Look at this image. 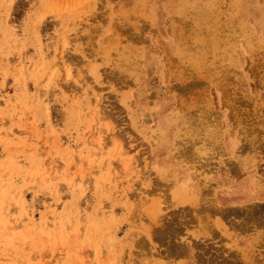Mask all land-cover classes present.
I'll use <instances>...</instances> for the list:
<instances>
[{"label": "rangeland", "instance_id": "1", "mask_svg": "<svg viewBox=\"0 0 264 264\" xmlns=\"http://www.w3.org/2000/svg\"><path fill=\"white\" fill-rule=\"evenodd\" d=\"M0 264H264V0H0Z\"/></svg>", "mask_w": 264, "mask_h": 264}, {"label": "bare ground", "instance_id": "2", "mask_svg": "<svg viewBox=\"0 0 264 264\" xmlns=\"http://www.w3.org/2000/svg\"><path fill=\"white\" fill-rule=\"evenodd\" d=\"M258 14H259V13H258ZM166 49H167V48H165V50H166ZM166 51L168 52V50H166ZM181 53H182V52H181ZM186 57H187V56H185V58H186ZM182 58H184V57H182ZM171 59H172V58H171ZM171 59H169V60L172 61ZM170 61H169V62H170ZM173 62L175 63L176 66L171 65V66H172L171 68H172L173 70H174V68H175L176 71L174 70L175 73H173V71H172V73L176 75V72H177V70H178V68H179L180 65L178 66V64H176L177 62H175V60L172 61V64H174ZM178 62H179V61H178ZM181 62H183V61H181ZM181 62H180V63H181ZM184 62H185V60H184ZM182 64H183V63H182ZM185 64H186V63H185ZM185 64H183V65L180 66V68H183L182 66L185 67L183 71H185V69H186V65H185ZM189 64H190V63H189ZM193 65H194V64H193ZM194 66H195V65H194ZM176 67H178V68H176ZM188 67L190 68L191 65H189ZM195 68H196V67H195ZM172 69H171V70H172ZM187 69H188V68H187ZM192 69H193V68H192ZM171 70H170V72H171ZM188 70H189V69H188ZM180 71H181V70H179L178 72L180 73ZM189 71H190V70H189ZM189 71H188V72H189ZM194 71H195V69L193 70V73H194ZM181 72H182V71H181ZM188 72H187V70H186V73H188ZM167 73H168V72H167ZM184 73H185V72H184ZM193 73L191 72L192 75H193ZM196 73H197V72H196ZM170 74H171V73H168V77H169ZM189 74H190V73H189ZM191 74H190V76H191V78H192V75H191ZM194 74H195V73H194ZM195 75H196V74H195ZM138 76H139V75H137V77H138ZM171 76H172V75H171ZM171 76H170V77H171ZM190 76H189V77H190ZM137 77H136V78H137ZM139 77H141V75H140ZM194 77H196V76H194ZM197 77H198V75H197ZM141 78H142V77H141ZM141 78H140V79H141ZM140 79L138 78L137 81H139ZM185 79H186V77H185ZM194 79H195V78H194ZM141 80H142V79H141ZM171 80H172V79H171ZM175 80H176V78H175ZM175 80H174V81H175ZM187 80H188V79H186V81H187ZM176 81H177V80H176ZM182 81H183V79L180 81V83H181ZM186 81H183V82H182L183 86H184V82H186ZM192 81H193V80H192ZM171 82L173 83V81H171ZM177 82H179V79H178ZM194 82L196 83V81H194ZM180 83H179V84H180ZM176 84H178V83H176ZM179 84H178V86H179ZM172 85H174V84H172ZM172 85H171V86H172ZM188 85H191V86H188V87L190 88V90H191V88L193 89V87H192V86L194 85L193 82H192V84H191V82H190V84H188ZM175 86H177V85H174V88H175ZM194 86H195V85H194ZM185 87H187V86H185ZM171 88H172V87H171ZM171 88H170V89H171ZM178 88H179V87H178ZM176 89H177V88H176ZM180 89H181V87H180ZM183 89H185V88H183ZM177 90H178V89H177ZM177 90H176V91H177ZM187 90H188V88H187L185 91H187ZM179 91H180V90H179ZM183 91H184V90H183ZM190 92H191V91H190ZM190 92L188 91V93H190ZM180 101H181V100H180ZM133 103H134V102H133ZM182 104H183V103H181V105H182ZM168 122H169V121H168ZM170 126H171V125H170ZM175 127H176V125H175ZM164 132H165V131H164ZM180 135H181V134L179 133V134H178V137H179ZM101 145L104 146L103 144H101ZM101 145L99 144V146H101ZM186 187L188 188L187 183H185V182H181V183H180V186H178V188H176L175 190H177V193H178V194L182 195V193H184V190L187 189ZM175 190H173V191H175ZM181 192H182V193H181ZM173 194H174V193H173ZM178 198H179V197H178ZM178 200H179V199H178ZM181 201H182V200H181ZM183 201H184V200H183ZM214 203H215V201H214ZM215 204H216V206H215V208H214V210H213L214 212H215V211H216V212H225V211H227L226 208H224V209H225V210H224L222 207H220V205H219V203H217V201H216ZM212 205H214V204H212ZM213 207H214V206H212V207L209 206V208H213ZM210 211H211V209H210ZM15 222H16V220H15ZM178 252H181V251L178 249Z\"/></svg>", "mask_w": 264, "mask_h": 264}]
</instances>
